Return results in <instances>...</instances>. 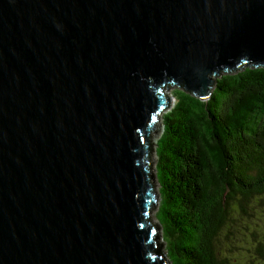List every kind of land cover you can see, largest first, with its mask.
<instances>
[{"label":"water","instance_id":"95a60500","mask_svg":"<svg viewBox=\"0 0 264 264\" xmlns=\"http://www.w3.org/2000/svg\"><path fill=\"white\" fill-rule=\"evenodd\" d=\"M264 67V0H0V264H171L154 140L179 87Z\"/></svg>","mask_w":264,"mask_h":264},{"label":"trees","instance_id":"16d2710c","mask_svg":"<svg viewBox=\"0 0 264 264\" xmlns=\"http://www.w3.org/2000/svg\"><path fill=\"white\" fill-rule=\"evenodd\" d=\"M172 96L155 148L167 258L264 264V219L248 215L264 197V67L221 74L206 99Z\"/></svg>","mask_w":264,"mask_h":264},{"label":"rangeland","instance_id":"374dc122","mask_svg":"<svg viewBox=\"0 0 264 264\" xmlns=\"http://www.w3.org/2000/svg\"><path fill=\"white\" fill-rule=\"evenodd\" d=\"M218 76H220V75H218ZM218 76H214V80H215V78H217ZM174 88H175V87H174ZM174 88H172V89H174ZM172 89H171V91H170V96H171V99H172V105H171V107L174 106V103H175V101H176L175 98H174V96H172ZM167 110H168V109H167ZM167 110H166V111H167ZM166 111H165V112H166ZM165 112H164V113H165ZM162 131H163V124H162V119H161V124H160V128H159V132H158V134H157V136H156V138H155V140H154V153H153V166H154V168H155V163H156V160H157L156 150H155V148H156V143H157V140H158V138L160 137ZM156 186H157V190H158V189H159V182H157V181H156ZM159 202H160V194H159L158 205H159ZM158 205H157L156 209H155V210L153 211V213H152V220H153V222H156V223H158V221H157V219H156V216H155L156 211H157V208H158ZM252 210H253V211H252ZM252 210H251V209H248V211H249V214H248V215H253L254 217H256L257 220H260V218H261V219H264V197H262V198L259 200L258 204L254 205V207L252 208ZM236 216H238V217H241V216H243V217H247V215H244L243 213H240V215H237V214H236ZM253 220H255V219H253ZM263 221H264V220H263ZM258 234H260V235L263 237L264 232H263V231H259ZM161 238H162V230H161ZM164 244H165V243H164ZM164 248H165V246H164Z\"/></svg>","mask_w":264,"mask_h":264}]
</instances>
